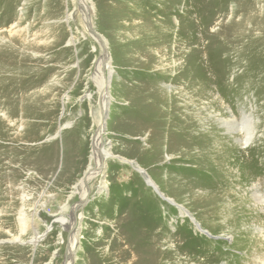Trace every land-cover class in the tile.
Wrapping results in <instances>:
<instances>
[{"label": "rangeland", "instance_id": "rangeland-1", "mask_svg": "<svg viewBox=\"0 0 264 264\" xmlns=\"http://www.w3.org/2000/svg\"><path fill=\"white\" fill-rule=\"evenodd\" d=\"M6 2L0 48L47 69V136L17 142L47 176L0 194V264H263L264 0Z\"/></svg>", "mask_w": 264, "mask_h": 264}, {"label": "bare ground", "instance_id": "bare-ground-1", "mask_svg": "<svg viewBox=\"0 0 264 264\" xmlns=\"http://www.w3.org/2000/svg\"><path fill=\"white\" fill-rule=\"evenodd\" d=\"M71 1L73 4H77L78 1L86 2V0H71ZM115 1L116 0H109L111 5H113L112 7H114ZM109 2L107 4H110ZM2 4L5 6L4 9L7 8V10L9 11L8 5H11V3L6 2V0H0V8ZM107 4H105L104 2L101 4L102 15L109 12L110 9L112 8L110 7L107 9L105 6ZM66 5L68 6V8L65 11L63 17H65L66 22H68L73 17L70 15H74L77 9L72 8L70 10L69 3L68 4L66 3ZM79 7L80 5L78 6V8ZM62 9L63 7L61 3L53 8H47V12L49 14H53V16H60ZM3 13L0 12V15L2 16ZM4 15L6 16L7 12ZM220 16L222 15L220 14ZM19 23L20 22H17L15 25H13L12 29L19 36H22L23 29L22 27H20ZM167 27H170V25H167ZM12 29L9 32H11ZM69 29L71 33V39H73L74 32L72 31V27L69 26ZM9 39L13 40L14 36L10 37ZM32 42L33 41L28 40L25 42L23 41L21 44L23 45L24 49H26L28 48L27 46L31 47V45H34ZM14 51L15 49L5 50L0 48V194L13 187L14 179L21 176V171L25 167H29L32 165L33 167H35L34 169H36L37 171L36 173L41 178H45L47 176V146L44 150L43 157H38L37 153H36L37 157H33V152L35 150H38L39 148H33L28 146L17 147V142L22 141L29 143L32 142V140L37 142L41 140L43 137L47 136L45 135L47 134V124L39 121L40 119H44V121L47 120V100H45L47 98V92L45 93V91H43L45 94L42 95L43 92L42 93L40 92L42 91L41 88H39L38 90V87H46L47 69L35 68L37 64L29 63V59L25 56L16 59V54L14 53ZM15 63H16V68H23V67L25 68L24 77L20 82H15L14 74L8 76L4 74L6 72L15 73ZM30 90H32L31 93ZM101 109L102 111H104L105 109L103 103ZM13 114H20L23 118L27 120L26 121V126L28 128L27 130L19 131V128L20 127L22 128L23 126V120L21 121L20 125H16V122L11 119V116ZM233 118L236 117L232 116V119H226L224 117H221L219 118V120H222L223 124L227 123L229 126H232V124L237 122V120ZM2 119H4L9 124V126L13 128L12 131L8 132L4 129V121ZM96 127L98 131L96 132L95 138L92 142V152L90 155L92 161L94 160L97 161L101 151L102 139H101L100 131L102 129V123L97 122ZM248 140L249 137L247 138L246 141ZM218 141H219V137L215 136L214 139H212V145L215 146ZM238 141L240 140L238 139ZM213 146L212 147L210 146L212 148V151H214L213 153H217L213 155L214 158L222 159L223 156L227 157L226 153L229 150H227L226 148L222 150L221 149L217 150ZM90 169H91V165L88 171H90ZM88 171L87 173H85L86 175H88ZM22 197L24 198L23 195ZM23 198H21L22 201H24ZM255 199L259 201L258 197H256ZM19 214L20 215L18 216L19 217L18 221L20 222L21 227L24 228L21 231H24L27 225L29 227V220L26 217V214L24 213L23 210H21ZM194 223L197 225L196 222ZM76 243H77L76 239H73V241L71 242L70 250L72 251V253L73 250L76 248ZM156 262L157 261L155 259L151 258L148 262L145 261L143 264H156Z\"/></svg>", "mask_w": 264, "mask_h": 264}, {"label": "water", "instance_id": "water-1", "mask_svg": "<svg viewBox=\"0 0 264 264\" xmlns=\"http://www.w3.org/2000/svg\"><path fill=\"white\" fill-rule=\"evenodd\" d=\"M87 24H88V23H87ZM89 30H90V32L93 33L96 37H98V39H101V37L93 31V29L91 28V26L89 27Z\"/></svg>", "mask_w": 264, "mask_h": 264}]
</instances>
